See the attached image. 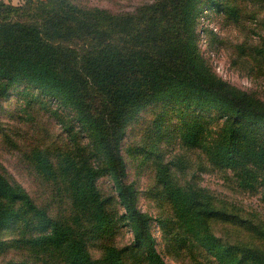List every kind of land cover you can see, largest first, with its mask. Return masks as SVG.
Wrapping results in <instances>:
<instances>
[{
    "label": "trees",
    "instance_id": "1",
    "mask_svg": "<svg viewBox=\"0 0 264 264\" xmlns=\"http://www.w3.org/2000/svg\"><path fill=\"white\" fill-rule=\"evenodd\" d=\"M120 2L25 0L14 6L0 0V106L11 88L29 86L66 112L63 119L37 107L17 117H25L20 127H0L4 146L21 148L29 179L26 188L0 164V264H166L155 248L152 216L124 182V156L134 152L141 164H157L144 197L160 209L163 254L190 256L194 264H204L203 257L264 264V219L255 211L245 218L227 200L220 204L193 174L180 177L188 167L180 156L165 164L154 136H162L158 124L156 134L126 132L139 110L164 102L216 111L223 118L217 133L192 118L180 128L178 147L202 153L201 164L232 168L230 187L259 191L264 206V144L258 140L264 100L221 79L198 54L200 0L110 7ZM250 54L253 71L264 70V44ZM34 112L43 116L26 117ZM57 124L61 130L52 131ZM101 174L106 181L99 182ZM117 220L133 237L120 248L109 243ZM92 248L101 254L95 257Z\"/></svg>",
    "mask_w": 264,
    "mask_h": 264
},
{
    "label": "rangeland",
    "instance_id": "2",
    "mask_svg": "<svg viewBox=\"0 0 264 264\" xmlns=\"http://www.w3.org/2000/svg\"><path fill=\"white\" fill-rule=\"evenodd\" d=\"M11 5H21L25 0H4ZM141 0H121L117 6L111 8L133 9L138 6ZM226 3L225 7L218 3ZM94 4L108 6L107 3L94 1ZM216 3L215 5L212 4ZM137 4V5H136ZM218 4V6H217ZM198 21H199V40L197 52L204 58L207 64L216 72L223 80L236 85L242 90H248L256 97L264 100V70L259 72L253 71L256 67L251 57V51L261 47L264 44V0H200L198 3ZM132 9V10H133ZM37 98V100H33ZM31 101V105L25 104ZM57 100V99H56ZM54 97L43 95L40 90L33 89L29 86L20 88H11L7 94L2 97L0 106V127L7 124L8 126L17 127L25 117L17 118L20 115L24 116L25 111H31L37 107L46 106L41 113H56L57 116L65 119V110L60 109L59 101ZM29 101V102H30ZM39 101V105L38 102ZM29 106V107H28ZM41 113H31L26 117H38ZM134 119L137 122L135 126L126 128V132L139 131L137 137H141L147 133H157L154 125L158 124L162 136H156V141L159 144L160 152L165 164L169 165L175 158H183L188 162V167L184 173L180 175L182 178H188L191 174L194 175L198 185L217 197V202L222 204L223 201H229L233 205L242 210L245 218L250 211H255L258 217L264 219V206L260 205L259 191L248 193L242 189L230 187L235 185L230 182L233 169L215 168L208 161L201 164L199 156L203 154L197 150L188 148H179L180 144V128L185 121L192 118L199 120L202 129L217 131L223 118L214 110H200L194 107L172 106L167 102L160 103L157 106H147L139 110ZM22 119V120H20ZM134 120V121H135ZM25 122L22 123V128ZM20 127V126H19ZM52 131H60L61 126L53 125ZM152 128V129H151ZM150 131V132H149ZM213 131V132H214ZM212 133V134H215ZM19 135V132L16 134ZM256 135H260L257 133ZM23 134L18 136V140H22ZM129 140V138H128ZM258 140L264 144V136H259ZM131 143L129 140L125 143V147ZM6 147L0 140V164L8 171V173L22 186L28 188L29 180L26 177V170L22 166V159L19 149H11ZM141 154L132 153L125 154L126 171L124 182L132 184L135 188V203L141 211L152 216L151 232L153 239L156 242V251L160 252L163 261L166 264H194L190 256L181 257L177 253L174 255L163 254L165 249L164 242L161 239V230L158 227L156 217L160 209L155 205L156 201L149 202L144 197V189L150 180L156 177L157 164L154 161L146 159L142 166L140 163ZM145 164H147L145 166ZM105 174H101L99 182L107 180ZM231 210H234L231 208ZM120 211V209L118 210ZM113 236L111 240L115 247H123L132 242V232L130 228L121 220L113 223ZM5 232V231H3ZM223 239L235 241V238H229L226 234L221 233L218 229L215 231ZM236 239L235 242H237ZM97 244V242L95 243ZM93 255L98 257L101 254L100 250L97 253L96 248L91 249ZM200 261L198 257L195 261ZM204 264H216L211 258L203 257Z\"/></svg>",
    "mask_w": 264,
    "mask_h": 264
}]
</instances>
